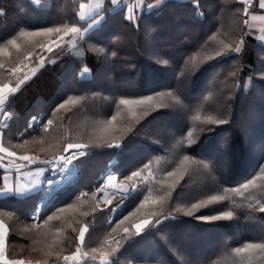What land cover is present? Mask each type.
Returning <instances> with one entry per match:
<instances>
[{
	"label": "trees",
	"instance_id": "obj_1",
	"mask_svg": "<svg viewBox=\"0 0 264 264\" xmlns=\"http://www.w3.org/2000/svg\"><path fill=\"white\" fill-rule=\"evenodd\" d=\"M82 1L86 0H49L48 7H37L32 0H12L8 6L6 0L0 2L4 11L0 46L23 31L83 29L98 15L105 16L81 38L82 55L65 43L5 104L13 116L3 129L2 143L10 150L20 152L17 143L46 136L39 129L23 131L28 117L37 112L52 121L55 114L63 115L64 141L88 146L87 154L78 160L76 178L45 208L40 226L33 227L28 216L33 196L0 198V219L9 228V241L21 243L24 249L20 259L65 264L86 226L85 263L102 259L92 249L103 246L107 253L103 259L109 264H264L260 249L235 252L248 243L264 244V212L259 211L264 205V45L247 31L244 12L245 7L248 13L256 10L253 3L164 0L149 11L145 6L141 12L135 10L139 19L131 22L123 6L109 11L114 7L109 1L99 13L79 20ZM8 8L17 14L15 20L10 21ZM175 24L184 27L181 41L167 38ZM146 38L157 41L155 51L147 48ZM34 53L17 49L15 64L10 66L21 65ZM0 65V83H6L4 66L8 65ZM63 75L66 87L59 92ZM117 82L121 83L111 91L108 84ZM148 96L153 103L136 107L135 116L119 104L121 99ZM70 97L73 102L65 104ZM171 115L175 126L169 134H156L157 123ZM113 116L116 138L92 135L88 126L76 128L81 120L95 124ZM209 118L224 123H209ZM114 142L117 147H110ZM108 168L136 188L128 197L115 196L124 203L114 214L111 205L99 208L95 201L101 175ZM133 172H140V177H132ZM170 172L176 175L169 176ZM2 174L0 169V187ZM211 196L225 199L192 208ZM223 211H232V219H199ZM143 219L149 220L146 227L132 233L135 223ZM125 227L129 228L126 234ZM113 239L118 244H104ZM200 246L204 251L192 257Z\"/></svg>",
	"mask_w": 264,
	"mask_h": 264
},
{
	"label": "rangeland",
	"instance_id": "obj_2",
	"mask_svg": "<svg viewBox=\"0 0 264 264\" xmlns=\"http://www.w3.org/2000/svg\"><path fill=\"white\" fill-rule=\"evenodd\" d=\"M2 1H5V0H0V2H2ZM6 1H7V6L10 5L12 2V0H6ZM143 1L144 0H139L140 4ZM32 2L37 7H48L50 4L49 0H39V3H36L35 0H32ZM85 2L86 1H82L79 3L78 12H77L79 20H82V21H84L85 19L87 20L88 18H91L93 13L97 14L102 9V8L100 10L99 9H93V10L89 9L88 11L90 13H87V12H86V14L84 13L83 18H81L80 4H84ZM162 2H163V0H162ZM137 4H138V0H136V1L134 0L133 2L127 3L125 6L117 3L116 5H114L112 10H109V11H113L114 9H117L118 7L121 8L123 6L125 9L124 13L127 16V5H137ZM107 8L111 9L110 7H107ZM151 9L145 8L146 11H149ZM135 10H137L138 12L142 11L141 7H139V6H137ZM213 10H215V8L211 9V11H213ZM84 11H85V9H84ZM3 12H4L3 8L0 6V15H2ZM7 12H8L10 21H12V19L15 20V18H16L15 16H17V14L14 12V9L11 10L10 8H8ZM138 16H139V13H137V14L134 13V18L131 22H134V21L137 22L136 17H138ZM104 17L105 16L103 13L101 15H98L95 19H93L91 21V23H88L85 28L80 29L81 30L80 33L74 39L72 37H67V36L64 37V39L60 41L59 47H57L55 45L52 46L51 52H49L47 50L46 45L51 43L52 40H57L58 39L57 36L54 38H48V39H45V37H41V36H33V37L29 38V37L21 36V34H20L21 32H20L19 35H16L14 40H12V41H15L16 45H19V48L14 46L12 41L8 44H4V46H0V56L3 55L5 57V60H2V57H0V64L1 63L4 64V62H5L8 65V66H4L5 67L4 69H6V71H7V79H6L7 82L6 83H0V87H2L4 85H8L10 88L15 89L12 92L5 93V95L7 96V100L5 101V104L7 103L11 94L15 93L18 90V88L24 84V82L31 79L33 77V75H35V73L41 67H43L45 65L46 57L49 56L52 52H54L56 49L63 46L65 43L69 46V48H71V50L73 51L74 54H76L78 56L82 55L83 50L81 49V46H80L81 38L84 37L92 29L91 27H93V28L97 27L100 24V22L104 19ZM143 24H145V21ZM259 26H257L258 30H262L264 27L263 25L262 26L259 25ZM75 27L79 28L78 26H75ZM245 27L247 28V31L249 32L251 27H255V26H253V24H251L250 20H247V24L245 25ZM186 28H188V27H185V29ZM183 30H184L183 26H180L179 24H175L173 26L172 30L168 31L167 38L171 39L172 41H178V40L181 41L182 35L184 34ZM186 30H188V29H186ZM23 32L35 33L34 31H23ZM187 33H189L188 35L190 37L193 36L192 33H190V32H187ZM259 34H260V37H262L264 35V31H263V34H262V31ZM146 40H147V48L155 51L157 41L154 38H146ZM260 41H262L263 42L262 44L264 45V40L260 39ZM41 44H44L45 47H41ZM17 49L35 50L36 53H34L33 55L28 54L26 60L21 65L19 64L20 63L19 62V63H17L16 66L14 65V67H11L10 66L11 64H15V63H13V61H15L13 54L16 52ZM33 63H36L34 65V67H33ZM13 68L19 69V71L13 72L12 71ZM106 68H107V66L104 65L103 69H106ZM84 75L88 76V73L85 72ZM24 76H27L28 78L26 80H23ZM3 78H6V76H4ZM21 80H23V83L20 82ZM61 80H62L61 81L62 83L59 87V92L63 91L64 88L66 87L67 76L63 75L61 77ZM120 83L121 82H117L114 84H108L110 90L111 91L116 90V85H119ZM17 84H19L18 88L16 87ZM249 84H250V78H248V80H247L246 88H248ZM5 104L3 105L4 111L2 112L1 118L3 116H6V118L8 119L5 121V126H6V124L8 123V121H10V119L13 115H12V112L5 110ZM126 109H127V107H126ZM43 114H44V112H41V113L37 112V113L31 114L26 121L27 122L26 128L23 131L27 132V133H30V132L32 133L33 129H35V131L39 129V130H41L40 133L45 132L46 136L35 138V139L32 138L31 140H27V141H25V140L21 141V143H17V145H16L17 148H19L20 152L13 150V149L11 151H15L16 154H19V155H28V156L38 157V160L35 164H28L27 162H25L24 165L26 168H33V167H45L46 168V178L45 179H50V181H51V183L46 182L45 195L48 196L54 190L55 187H57L58 185L61 184V180L66 178L67 173L61 172V171L56 172L52 169V167H50L51 166L50 164L43 165L40 163V161H42V159L53 160L55 157L65 154V153H63L62 149L66 148L68 143L64 141L66 136L63 135V134L67 133V130L65 128H62V126H61V124H62L61 121L64 120L63 115L58 114V113L57 114L53 113V114H55V116L52 115L54 118V121H52V118L51 119L47 118V117L43 116ZM33 118H35V121H36L35 124H33ZM174 118H175V115H171L169 118L162 119L159 123H157V125L154 129L155 132H157L156 134L161 135V137L168 135L169 134L168 129L172 126H175L174 125ZM49 120L52 121L51 125L48 124ZM102 120L103 121L96 122L95 124H87L86 120H81L79 123L76 124V128L81 129V128H84L83 126H88L90 129L89 130L90 134H92V135L99 134V135H102L105 137H115L116 134H114V131L117 129H112V128H114L111 125L112 117H105ZM55 121H58V122L60 121V122L58 125H56L53 123ZM110 128H111V130H109ZM90 138H92V137H90ZM76 143H78V142H76ZM112 144L115 145V144H118V142H114ZM85 150H84V153L87 154V151H85ZM85 154L79 155L78 157H73V163L70 166L74 170V176L71 179L76 178L77 171L79 170V165H80V163H78V160L81 157L85 156ZM149 172H150L149 170H146L145 175H149ZM108 175L117 176L121 182L131 183V185H132V192L131 193H133L136 190V188H135V185H133V183L130 182V180L129 181L125 180L124 178H122L119 175L118 172H116L114 170H110L109 168L106 170L105 173H103L101 175V183H100L99 187L96 188V191H97V196L95 199L96 205L99 208H107L111 205V207H110L112 210L111 212H112V214H114V213L118 212L119 208L123 205L124 201L123 200H120V201L116 200V197H115L116 195H122L119 193L118 188L106 189L104 187V184L107 181ZM128 177H130V176H128ZM129 195H126V196L123 195V196L128 197ZM105 196H107V201L105 199ZM35 211H36V207L33 209V212H35ZM42 219H43V216L41 214L40 218L36 222V225ZM143 220H140L137 223H143ZM31 224H34V219L31 220ZM145 227H146V225L144 226V228ZM144 228H142L141 231ZM122 231L124 232V228ZM134 232H136L135 227H133L132 233H134ZM212 243L213 242H211L209 244V246ZM77 248H79L81 250V252H83L81 244H78L77 246H75L74 250ZM74 250H72V251H74ZM202 250L203 249L201 248V246L198 247L197 249H194L191 252L192 257H194L196 254H198ZM105 261L106 260H101L100 263L99 262H93V263H87V264H104ZM64 262H65V259H64ZM29 264H31V263H29Z\"/></svg>",
	"mask_w": 264,
	"mask_h": 264
},
{
	"label": "snow or ice",
	"instance_id": "obj_3",
	"mask_svg": "<svg viewBox=\"0 0 264 264\" xmlns=\"http://www.w3.org/2000/svg\"><path fill=\"white\" fill-rule=\"evenodd\" d=\"M35 2L39 3V0H35ZM111 3H112V5H115V4H117V0H111ZM244 3H245V5H247L248 0H244ZM137 6L141 7V9H143V7H144L143 4H140L139 0H138L137 5H127V16L125 18L128 21L133 20L135 9ZM88 7H90V5H85V4L80 5L81 18H83L84 9H86ZM147 7L151 8L153 6L151 4H148ZM260 7L264 8V0H260ZM244 12H245V15L248 14V7H245ZM137 19H139V17H137ZM245 24H247V20H245ZM80 31H81L80 28H77L75 26L64 27V28H59V27L58 28H46V29L42 30L41 32H35V33L21 32V36L29 37V38H31L33 36H41V37H49L50 38L53 34H55L58 37V39L52 40L51 43L46 45L47 50L49 52H51L52 46L55 45V46L59 47L60 41L63 40L64 37L67 36V37H72L74 39L80 33ZM12 43L14 46L19 48V45H16L15 41H12ZM41 47H45V45L41 44ZM236 50L239 51V49H236ZM217 55H219V53H217ZM164 63H167V61H164ZM0 67H3V65H0ZM12 71L17 72V71H19V69L13 68ZM87 71H88V69L85 68L84 72H87ZM27 78H28L27 76H24L23 80H26ZM23 80H21L20 82L23 83ZM16 87L18 88L19 84H17ZM14 90L15 89L10 88L8 85H4V86L0 87V108H2V106L5 104V101L7 100V96L5 95V93H9V92H12ZM168 97H170L172 100L177 99L176 97L172 96V94H170V93L168 94ZM153 101H154V98L151 96H148V97H145L144 99H139V100L121 99L119 101V104L126 106L129 110V112L131 113V115L135 116L136 112L134 109L136 107L148 108L151 106ZM72 102L73 101L70 97L69 100L65 102V104L72 103ZM65 104H61L60 107L61 108L65 107ZM112 120L113 121L116 120V116H113ZM35 123H36L35 118H33V124H35ZM209 123H224V121H215V120H212L211 118H209ZM48 124L51 125L52 121L49 120ZM109 130H111V128ZM109 146L110 147H117V145H109ZM87 147H88L87 145L81 144V143H68L67 147L62 149L63 153H65V154L59 155L51 161L45 160L44 163L53 165V168H52L53 170H55L56 168L71 165L73 163V157H78L79 155L85 154L84 150ZM0 153L3 154V155H0V163H2L7 158V164L5 165V167L6 168L7 167H14L17 172H20V170L25 167V165L23 163H17V159L19 161L27 162L28 164H35L38 160V157H35V156L21 155V156L17 157L15 151H10L2 143H0ZM185 159H187V157H185ZM28 175H32V173H28ZM36 175H39V174L37 173ZM140 175H141L140 172H133L132 173V177H140ZM168 175L173 176L176 174L170 172ZM115 179H116V177L109 176L107 179V186L110 188H118L120 190H125V185L114 184ZM49 183H51V181H49ZM242 188L247 189L248 185L244 184V185H242ZM14 191L18 192L19 189L11 186L8 183V177L6 176L4 187L2 189H0V194L11 193ZM233 191L240 192L241 190L240 189H234ZM105 199L107 201V196H105ZM223 199H225V197H223V196H211L208 201H201L200 204H193L192 208L196 209L205 203H212V202H215L218 200H223ZM160 200H163V197H161ZM158 202L159 201H157V200L152 201V203H154V204L158 203ZM259 211L264 212V205L259 206ZM38 214H39V209H37L33 213V216H36ZM232 217H233L232 211H223L219 215H204V216L199 217V219H202L205 221L230 220V219H232ZM49 219H52V217H49ZM148 223H149V221L147 219H144L143 223H135L134 227H135L136 233L139 234L141 229L144 228V226L147 225ZM157 223H159V220H157ZM121 224H123V221H121ZM87 231H88V228L86 226L84 228L80 229L79 240H80L81 245L84 244L85 233ZM113 231H116V229H113ZM128 231H129V228L125 227L124 228L125 234ZM5 232H6V229H5L4 225L2 223H0V264H25L24 260H20V259L9 260L5 257V253H4ZM104 244L111 247V245H113V244H118V241L116 239H113L110 242L105 241ZM102 249H103V246H101V249H92V251L93 252L99 251L101 258L103 259L107 255V253L104 252ZM253 249H260L262 252H264V244L248 243V244H245L243 247L236 248L235 252L239 255L240 253L247 252V251L253 250ZM77 253L81 254L79 248H77ZM82 254L87 255V253H82ZM75 258H76L75 256L65 257V260H71V259H75ZM93 258H95V257H93Z\"/></svg>",
	"mask_w": 264,
	"mask_h": 264
},
{
	"label": "crops",
	"instance_id": "obj_4",
	"mask_svg": "<svg viewBox=\"0 0 264 264\" xmlns=\"http://www.w3.org/2000/svg\"><path fill=\"white\" fill-rule=\"evenodd\" d=\"M107 1H109L111 3V0H86V2L84 4L90 5V7L86 8L84 13L85 14H86V12L90 13L88 11L89 9L90 10H93V9H99L100 10L101 8L104 7V5ZM133 1L134 0H117V3L125 6L127 3H130ZM241 1H244V0H241ZM251 2L253 3L254 8H256V10L250 11L247 14L246 20H250L251 24H253V26H255V27H251V29H250L251 31L249 30V32L251 34H253L254 37L257 40H259L260 43H263L262 41H260V39L264 40V35L262 37H260L259 33L262 31V34H263L264 27L262 30H258L257 26H259V25L264 26V13L262 12V9H264V8L260 7V0H248V5H250ZM141 4H143L146 8H149V7H147V5L151 4L153 6L151 8L153 9V8L160 6L162 4V0H144ZM89 23H91V22H89ZM91 28L93 29V27H91ZM3 109H4V106H2V108H0V143H2L3 129L5 127V125L1 124V115H2V112L4 111ZM0 155H3V154L0 153ZM16 156L19 157L21 155L16 154ZM17 163L25 164L24 161H19L18 159H17ZM6 164H7V158L2 163H0V169L3 170L2 185H1L0 189H2L4 187L5 177L7 176L8 177V183L11 186H13L14 188H18L19 191L0 194V198L5 197V196H14L17 198H23L25 196H30V195L33 196L35 198V202H34L33 208L28 213L30 220H32L31 218L33 216V214H32L33 209L36 207L37 203L42 198L43 191L45 190V187H46V182L49 183V181H50V179H45L46 178V168L45 167H33V168L24 167L20 170V172H17L14 167H7L6 168L5 167ZM28 173H32V175H28ZM37 173L39 175H36ZM42 222H43V219L37 225L35 223L32 225H33V227H38L42 224ZM0 223H2L6 229L5 243H4L5 257L9 260L20 259L22 252L24 250L22 244L19 242H16V241H9V228H8V226L1 219H0ZM101 260H104V259H100L97 262L100 263ZM29 263L34 264L32 262L25 261V264H29ZM89 263H93V262H89ZM35 264H40V263L38 261ZM85 264H87V263H85ZM104 264H109V263H108V261H105Z\"/></svg>",
	"mask_w": 264,
	"mask_h": 264
},
{
	"label": "built area",
	"instance_id": "obj_5",
	"mask_svg": "<svg viewBox=\"0 0 264 264\" xmlns=\"http://www.w3.org/2000/svg\"><path fill=\"white\" fill-rule=\"evenodd\" d=\"M2 120L3 121H6L8 119L6 118V116H3ZM45 160H48V159H42V161H40V163L43 164V165H47V164L44 163ZM48 161H51V160H48ZM50 167H52V166H50ZM54 171L58 172L60 170H58L56 168ZM43 205H44V202L41 203V204H38V206H37V209H39V214L36 215V216H33V219H34V223L35 224L38 221V219L40 218V212H41V209H42ZM80 253L81 254H78L77 253V249H75L74 251L68 253L66 257H73V256H75L76 258L75 259H71V260H66V263L67 264H82V263H84L85 262V255L82 254L81 250H80Z\"/></svg>",
	"mask_w": 264,
	"mask_h": 264
},
{
	"label": "water",
	"instance_id": "obj_6",
	"mask_svg": "<svg viewBox=\"0 0 264 264\" xmlns=\"http://www.w3.org/2000/svg\"><path fill=\"white\" fill-rule=\"evenodd\" d=\"M70 183V181L66 182L63 186H61L60 188L56 189V191L52 194V198L55 197V195L62 189L64 188L66 185H68ZM121 184L125 185V190H118L120 194L126 196L129 195L132 192V185L129 182H121Z\"/></svg>",
	"mask_w": 264,
	"mask_h": 264
},
{
	"label": "bare ground",
	"instance_id": "obj_7",
	"mask_svg": "<svg viewBox=\"0 0 264 264\" xmlns=\"http://www.w3.org/2000/svg\"><path fill=\"white\" fill-rule=\"evenodd\" d=\"M51 166L53 167V165H51ZM57 169L60 170L61 172H66L68 175L73 173V168L70 165L64 166V167H60V168H57ZM109 176H113V175H108L107 179H108ZM114 177H116V179L114 181V184L120 185L121 181L119 180V178L117 176H114ZM67 178H69V177L67 176ZM104 187L106 189H113V188H110V187L107 186V181L105 182Z\"/></svg>",
	"mask_w": 264,
	"mask_h": 264
}]
</instances>
